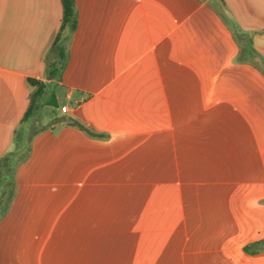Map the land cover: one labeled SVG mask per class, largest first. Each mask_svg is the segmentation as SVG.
<instances>
[{
    "label": "crops",
    "instance_id": "0c3cea01",
    "mask_svg": "<svg viewBox=\"0 0 264 264\" xmlns=\"http://www.w3.org/2000/svg\"><path fill=\"white\" fill-rule=\"evenodd\" d=\"M75 8L50 80L62 1L0 0V264H264V0Z\"/></svg>",
    "mask_w": 264,
    "mask_h": 264
},
{
    "label": "trees",
    "instance_id": "16d2710c",
    "mask_svg": "<svg viewBox=\"0 0 264 264\" xmlns=\"http://www.w3.org/2000/svg\"><path fill=\"white\" fill-rule=\"evenodd\" d=\"M62 8H63V17H62V25L60 29V33L57 37V40L52 48V54L54 57L48 63V78L50 80H59L62 74V71L65 67L67 60V49L66 45L63 41H61V35L65 30H68L72 33L77 24V16H76V8H75V0H61ZM29 83L36 87V91L32 95L28 108L24 114L22 123H25L29 120V118L34 114V112L45 103H49L50 105H54L55 101L51 99H47V90L48 84L43 82L30 79ZM25 155H17L15 153L8 154L2 163L9 162L17 164L25 159Z\"/></svg>",
    "mask_w": 264,
    "mask_h": 264
},
{
    "label": "water",
    "instance_id": "95a60500",
    "mask_svg": "<svg viewBox=\"0 0 264 264\" xmlns=\"http://www.w3.org/2000/svg\"><path fill=\"white\" fill-rule=\"evenodd\" d=\"M69 122H74V121H72V120L70 121V119H69Z\"/></svg>",
    "mask_w": 264,
    "mask_h": 264
}]
</instances>
